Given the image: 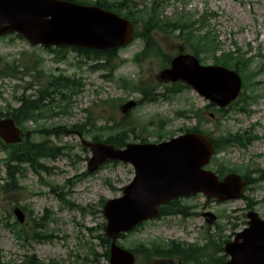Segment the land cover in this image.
I'll return each instance as SVG.
<instances>
[{
	"label": "rangeland",
	"instance_id": "obj_1",
	"mask_svg": "<svg viewBox=\"0 0 264 264\" xmlns=\"http://www.w3.org/2000/svg\"><path fill=\"white\" fill-rule=\"evenodd\" d=\"M95 2L96 0H86ZM120 1V0H113ZM153 0H136L137 3L147 5ZM162 3L165 16L178 20L182 15H194L196 18L212 13L208 29L219 37L223 43V50L234 51L237 47L249 56H259L251 66L250 81L252 86L242 89L246 96H256V101L244 104L242 101L215 122H204L202 130L208 131L214 137L222 135H243L250 138V145L246 149L230 147L221 155L227 168L244 171L250 167L252 171L260 172L264 169V0H157ZM167 2V4L165 3ZM142 7V5H141ZM139 26V30H140ZM166 54L176 55L182 43L174 37L160 33L154 34ZM144 47L143 40H137L119 51L117 62L119 69L113 77L103 78L106 71H92L91 64L84 56L70 49L66 51L64 60L57 61V53L46 52L40 47H32L24 39L9 36L0 39V56L8 62H16L20 66L27 64L29 58L36 56L41 72L46 76L65 75L81 84L83 91L73 98L67 114H60V107H56L50 115V120L39 123H28L26 128L37 130L39 127L62 126L70 131L74 126L83 124L89 115L98 118L100 126L113 118L119 122L132 119L135 126L141 123L148 129L146 138L150 143L159 140L166 141L179 136L186 129L198 127L195 118L200 110L208 104L193 90H186L167 100L160 98L154 103L143 104L135 108L128 119L120 113L119 106L129 101H139L140 94L130 89L122 88L119 80L126 78L137 81L143 86H152L158 94L166 92L167 86L159 81L163 58L149 59L138 66L133 62L134 57ZM202 64L211 66L214 60L210 55L201 57ZM41 60V62H40ZM258 73L253 76L255 72ZM244 79V78H243ZM31 82L26 76L23 81L16 78H6L1 82L0 108L7 109L8 105L17 107L15 98L22 93L25 83ZM43 81H40L41 84ZM20 88L19 93L15 87ZM109 101L107 104L104 102ZM116 109L113 104H118ZM185 112L183 117L177 113ZM217 115V114H216ZM219 117V115H217ZM258 137L259 140H253ZM34 140L40 141L43 136L33 135ZM91 141L90 136L84 137ZM51 140L58 146L65 148L66 155L58 159L42 161L44 169L40 174L31 169L22 170V189L5 194L0 191V264H27L30 256L35 257L32 263L40 261L42 264H106L103 254L105 249L99 236L104 234L103 201L119 198L122 189L134 178L132 166L110 162L99 171L85 175L87 162L91 157L89 151H84L81 140L74 133H66ZM131 136L129 142H140ZM68 156V157H66ZM7 152L0 149V179L6 177L5 160ZM250 176L259 178L258 173ZM259 187L246 192L248 199L258 203L255 211L264 218V182ZM66 203H72L74 209H69ZM19 204V205H17ZM180 205L192 208L191 213L197 214L190 218L183 216H168L146 223L138 231L128 234L120 240V245L133 249L141 245H148L153 241L181 242L204 246L207 244L206 234L217 236V242L231 241L234 235L243 230V218L247 214V201L242 199L226 203L208 201L204 196L183 199ZM24 208L25 222L20 224L14 215L16 208ZM78 208H86V215ZM209 211L218 220L217 227L210 231L201 214ZM46 220L41 222V218ZM239 221V222H238ZM240 224L235 231L233 224ZM13 227L10 231L9 227ZM24 226L28 233L27 240L18 239L15 228ZM35 233L49 235L43 241L33 240ZM235 233V234H234ZM234 234V235H233ZM230 238V240H228ZM223 255V254H221ZM217 256H220L218 254ZM85 259H88L87 262ZM137 264H172L170 261H146L141 258Z\"/></svg>",
	"mask_w": 264,
	"mask_h": 264
},
{
	"label": "water",
	"instance_id": "obj_2",
	"mask_svg": "<svg viewBox=\"0 0 264 264\" xmlns=\"http://www.w3.org/2000/svg\"><path fill=\"white\" fill-rule=\"evenodd\" d=\"M134 32L130 21L97 7L60 0H0V37L17 33L34 46H70L104 52L128 45ZM160 78L165 82H185L221 108L236 100L242 85L236 73L221 67H202L190 55L176 58ZM136 105L132 101L121 110L126 114ZM0 137L7 144L18 143L21 131L13 120L0 119ZM83 145L92 153L90 172L109 160L129 163L135 169V178L123 190V196L109 201L104 208L106 235L112 240L110 264H135L134 255L117 247L116 241L120 234L157 217L159 207L165 203L198 193L219 201L239 199L246 185L236 175L221 182L214 173L203 170L215 152L203 134H186L159 145L129 144L125 149L86 141ZM15 213L23 222V213ZM206 216L212 224L215 218ZM248 217L250 229L237 238L243 242L226 247L232 256L228 264H264V222L253 213Z\"/></svg>",
	"mask_w": 264,
	"mask_h": 264
},
{
	"label": "trees",
	"instance_id": "obj_3",
	"mask_svg": "<svg viewBox=\"0 0 264 264\" xmlns=\"http://www.w3.org/2000/svg\"><path fill=\"white\" fill-rule=\"evenodd\" d=\"M78 3H83L82 0H68ZM97 6L103 9L111 10L120 15L125 16L135 24L141 22L142 29L136 34V39H142L144 41L143 51L135 57V62L140 65L150 58L162 57L164 59L163 66L166 67L170 64L171 56L166 55L163 49L156 42L153 34L162 33L168 36L176 35L177 40L181 41L185 50L195 54L197 57L201 55H211L215 60V64L222 65L233 69L237 72L247 75L250 80V68L255 62L253 58H249L247 53L242 52V50L237 49L236 51H222L221 55L217 54L222 50V43L219 41L218 37L213 36L211 31L205 32L208 27L207 24L212 16L211 14H206L197 18L195 16H182L179 20H171L165 17L163 12V4L158 3L154 0L150 7L144 6V10L139 11L135 7L133 0H125L123 2H112L110 0H98ZM82 55L90 58L96 65L92 67L93 70H105L112 74L117 70L118 64L117 52L111 51L106 53L92 52V51H82ZM66 49L62 48L58 50L56 59L58 61L65 58ZM39 62H33L26 64L25 66H20L16 62H8L4 58L0 57V78L4 77H20L28 72H35L40 77L41 71L38 70ZM256 75L255 73L253 76ZM43 77V74L41 78ZM124 87L131 89L132 91L140 92L144 95L143 101L145 103H151L156 100L155 91L151 88L138 87L135 83L124 79L122 80ZM249 85V84H248ZM247 85V86H248ZM33 86H31V89ZM82 86L76 80L60 75L59 77H53L46 81L45 87L38 89L31 96L26 95L27 88L24 93L18 98L19 106L16 108L8 105L7 109L4 110L0 108V117H11L18 125L23 126L24 124L33 121L37 123L40 120L49 118L46 109L51 106H59L63 110V114L67 113L66 105L71 104L72 97L78 95L82 92ZM185 86L180 88L174 87L168 90L169 96L176 95L178 92L185 90ZM2 92L0 91V96ZM57 99V101H56ZM252 98H247L242 100L247 104ZM56 102V103H55ZM116 104L112 105L114 108ZM208 109V108H207ZM201 112L196 114V118H201ZM202 120V119H201ZM74 130H78L80 133H86L85 131L91 129L88 133L92 135L93 141L96 142H106L107 144L113 145L117 148H122L130 135H136V129L132 122H122L113 120V125L110 127L107 125L99 126L98 119L89 115L84 124L77 125ZM199 130V129H197ZM195 129V131H197ZM46 129L39 128L38 132L40 134H45ZM62 129H53L52 133L48 136H44V139L40 141H34L31 138L25 143L18 146H5L0 141V148L7 152V158L5 160L6 165V178L0 179V191L5 194L15 193L22 189L20 186L22 175V170L25 166L29 167L32 171L39 174L42 167L41 162L43 160L57 159L63 156L64 148L56 145L52 140V135L54 137H60L63 134ZM57 134V135H56ZM211 137V136H210ZM214 146L216 147V155L220 154L229 145L239 144L245 146L246 140L243 136H232L227 134L218 139H211ZM222 174V170L218 171ZM172 213H177L173 210ZM45 218L41 219V222ZM21 229H15V234L18 239L27 240L28 233L25 227H20ZM48 235H42L35 233L33 240L43 241L48 239ZM102 244L105 249L104 258L108 260L109 258V247L110 241L103 237ZM162 245L153 244L151 247L144 250L142 254L145 255L146 259L151 258H163L170 259L178 256L183 262H187L192 258V253L195 250H181L178 252L177 249H169ZM136 253L137 250L134 249ZM138 254V253H136ZM30 259V258H29ZM33 259V258H31ZM32 263V260L30 262ZM39 264V263H36Z\"/></svg>",
	"mask_w": 264,
	"mask_h": 264
}]
</instances>
